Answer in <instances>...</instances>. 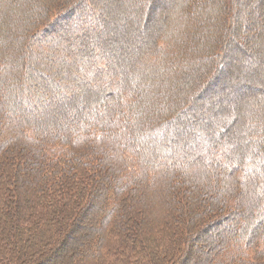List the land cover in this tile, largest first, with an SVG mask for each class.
<instances>
[{
  "label": "trees",
  "instance_id": "obj_1",
  "mask_svg": "<svg viewBox=\"0 0 264 264\" xmlns=\"http://www.w3.org/2000/svg\"><path fill=\"white\" fill-rule=\"evenodd\" d=\"M118 1L115 52L106 0H0V264H264L250 0ZM205 71L236 90L187 110Z\"/></svg>",
  "mask_w": 264,
  "mask_h": 264
},
{
  "label": "rangeland",
  "instance_id": "obj_2",
  "mask_svg": "<svg viewBox=\"0 0 264 264\" xmlns=\"http://www.w3.org/2000/svg\"><path fill=\"white\" fill-rule=\"evenodd\" d=\"M106 1L109 2L110 5H114L116 7L115 11L117 12L116 13L117 21L115 22L117 24V26H116L117 28H115V29H116V31H119V32L116 33L115 35L111 36V38L113 36H115V38L117 39L116 42H115V43H117V45L115 47H118V48H115V47L112 48V50H114L116 52V51L120 50V48L118 46V44H119L118 42L120 41V39H126L127 40L128 38H132L131 36L134 33L133 32L134 28L135 29L138 28L139 33L141 35V31L145 30V28H143L145 26V24L142 26L141 25V20H140V22H139V20H137V22H136L137 25H135L130 17L120 15L119 14L120 11H118V5L120 4L121 1H118V0H106ZM230 3L231 4H230L229 9L233 8V5H232L233 0H231ZM263 4L264 3L262 2V0H261L260 3H257L256 0H250L248 2V7H247V9H245V14L251 15V17H253L255 19V21H257V24L249 25L246 28L243 27L242 29H240V32H239V33H241V35H243L242 32L243 33L245 32L246 35H250L252 37L251 41H249L248 39H245L246 40V45H245L244 49L247 50L248 53L252 52V51L256 52V54L260 57V61H262L264 59V30H262L263 29V20H262L263 19V17H262L263 16V14H262ZM122 5H123V8H124V3ZM149 5H150V1L149 0H144V4H142L141 11H140L141 19L143 17L145 18L146 16L149 17V15H147V12L145 13V7L149 8ZM154 10L155 9H153V11ZM227 11H230V10H227ZM140 17H139V19H140ZM152 18L153 17H151L150 19H152ZM138 22H139V24H138ZM119 27L122 28V30H117ZM98 34L101 35V31ZM98 37L100 38L99 35H97V38ZM111 42H112V40H111ZM239 43L241 45L243 44L242 41H239ZM119 45H121V44H119ZM107 49H108V53H109L111 50L109 48H107ZM233 52H234V50L231 53H233ZM111 53H113V52L111 51ZM123 54L127 57V60H126V62L128 64L127 67H132V65L134 67V64H136V63L133 60L131 61V58L135 59L134 58L135 52L134 51L131 52V50H127ZM236 57H237V59L239 58V56L237 54H236ZM239 62L240 61L238 60V66H236V68L241 67ZM127 64L124 63V65H127ZM116 66H118V67L121 66L118 61L116 62ZM220 67H226V66H224V62H221L217 66V69H219ZM245 67H254V65H253V63L250 64V62H249V64L246 65ZM259 67H261V66H259ZM213 75H214L213 72L205 71V73L201 74V76L198 78L197 81H194L193 83H191L192 85L189 86V88H191V89L188 91L187 94H189V96H188L189 98L191 96L194 97L191 100V101H193L194 104H192V105L189 104L188 105L189 108L187 110H191V109L195 108V109H201V112H205L208 107L210 108V106H212V107L216 106L215 104L219 103V99L221 100L220 103L224 104L225 101H223V100H225V98H227L228 96L231 95V91L235 92L236 89H234V87L232 86V84L230 82L227 83V84H224V82H222L223 80H221V79H220L219 83H215V85H212V86L209 85L207 82L211 79V77H213ZM220 75H221V73L219 74V78H221ZM255 76H256V74H255ZM259 78L260 77H258L257 79H259ZM215 80L217 81L216 78H215ZM215 80H213V81H215ZM256 81L257 80L255 78H252L250 83L253 84V85H257L258 82H256ZM243 82H241V83H243ZM207 84L209 85L208 87H206ZM242 85L243 84L236 83L235 87L238 88V87H241ZM208 88H209V90H208ZM212 88L213 89L215 88V90H212ZM227 91H229L228 92L229 95H227ZM237 96H238V94L235 93V97H237ZM226 101H227V103H230V101H232V103L234 102V104H237V102L240 101V99L237 98V99L233 100V97H232V98H228ZM232 103L229 104V105H232ZM229 105H226V106L225 105H221V106L227 112H229L230 109H231V108L227 107ZM243 110H244V107H241V108L238 109L237 113H242V112H244ZM197 120H199V118ZM191 128H192L191 130H193V127H191ZM83 222L84 221H82L81 223H83ZM64 248H68V247L65 245ZM68 250H69V248L67 249L66 252H68ZM54 257H52L50 260H52ZM44 262L45 261H43L41 263H38V264H44ZM55 264H58V262L55 263Z\"/></svg>",
  "mask_w": 264,
  "mask_h": 264
}]
</instances>
